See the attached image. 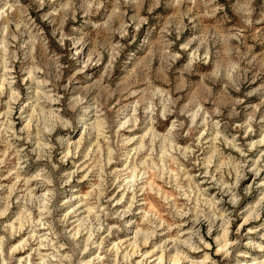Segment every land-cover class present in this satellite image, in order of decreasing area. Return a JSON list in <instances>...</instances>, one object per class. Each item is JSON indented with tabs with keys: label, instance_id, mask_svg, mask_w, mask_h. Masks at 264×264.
I'll return each mask as SVG.
<instances>
[{
	"label": "rangeland",
	"instance_id": "374dc122",
	"mask_svg": "<svg viewBox=\"0 0 264 264\" xmlns=\"http://www.w3.org/2000/svg\"><path fill=\"white\" fill-rule=\"evenodd\" d=\"M174 256L264 264V0H0V264Z\"/></svg>",
	"mask_w": 264,
	"mask_h": 264
},
{
	"label": "bare ground",
	"instance_id": "6f19581e",
	"mask_svg": "<svg viewBox=\"0 0 264 264\" xmlns=\"http://www.w3.org/2000/svg\"><path fill=\"white\" fill-rule=\"evenodd\" d=\"M224 245L226 246V244H224ZM224 245L221 247V250L225 247ZM171 260H172V261H171L172 264H175L176 262L178 263V259H177V257H175V256L172 257Z\"/></svg>",
	"mask_w": 264,
	"mask_h": 264
}]
</instances>
